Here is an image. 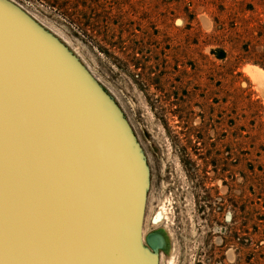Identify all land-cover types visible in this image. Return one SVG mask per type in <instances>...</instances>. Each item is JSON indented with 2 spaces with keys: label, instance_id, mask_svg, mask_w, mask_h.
<instances>
[{
  "label": "rangeland",
  "instance_id": "1",
  "mask_svg": "<svg viewBox=\"0 0 264 264\" xmlns=\"http://www.w3.org/2000/svg\"><path fill=\"white\" fill-rule=\"evenodd\" d=\"M8 1L129 126L157 264H264V100L244 72L264 70V0Z\"/></svg>",
  "mask_w": 264,
  "mask_h": 264
},
{
  "label": "water",
  "instance_id": "2",
  "mask_svg": "<svg viewBox=\"0 0 264 264\" xmlns=\"http://www.w3.org/2000/svg\"><path fill=\"white\" fill-rule=\"evenodd\" d=\"M146 166L115 104L0 0V264H157L142 239Z\"/></svg>",
  "mask_w": 264,
  "mask_h": 264
},
{
  "label": "bare ground",
  "instance_id": "3",
  "mask_svg": "<svg viewBox=\"0 0 264 264\" xmlns=\"http://www.w3.org/2000/svg\"><path fill=\"white\" fill-rule=\"evenodd\" d=\"M206 25V23H205ZM244 72L250 78L255 90L259 93L260 97L264 100V70L257 66H248Z\"/></svg>",
  "mask_w": 264,
  "mask_h": 264
}]
</instances>
